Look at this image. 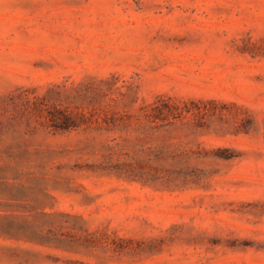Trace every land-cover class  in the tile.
<instances>
[{
  "label": "rangeland",
  "instance_id": "rangeland-1",
  "mask_svg": "<svg viewBox=\"0 0 264 264\" xmlns=\"http://www.w3.org/2000/svg\"><path fill=\"white\" fill-rule=\"evenodd\" d=\"M0 264H264V0H0Z\"/></svg>",
  "mask_w": 264,
  "mask_h": 264
}]
</instances>
